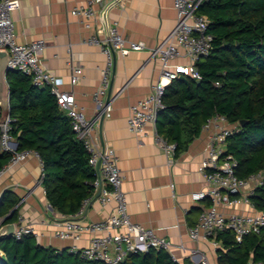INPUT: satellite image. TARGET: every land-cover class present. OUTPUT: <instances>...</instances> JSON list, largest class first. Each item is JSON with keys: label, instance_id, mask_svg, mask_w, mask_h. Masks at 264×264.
Here are the masks:
<instances>
[{"label": "built area", "instance_id": "obj_1", "mask_svg": "<svg viewBox=\"0 0 264 264\" xmlns=\"http://www.w3.org/2000/svg\"><path fill=\"white\" fill-rule=\"evenodd\" d=\"M206 0H174L176 11V25L163 43L149 50L151 59L160 65V79L152 84L150 94L138 101L130 108L128 128L138 137L147 135V127H154L153 137L156 145L168 154L174 155L175 145L165 141L156 130V120L159 111L165 108L164 94L166 87L181 77L200 81L202 76L197 63L207 57L212 50L213 36L208 28L210 20L198 14L199 8ZM21 0H0V51L8 53V67L31 79L35 87H49L56 97L62 111L71 119L72 129L89 154V165L95 173L92 195L83 201L82 207L73 216L55 221V238L67 241H78L85 233L92 234L89 246L72 252H79L81 257L89 261L104 264H121L129 254L146 253L150 249L172 254L173 244L170 240L159 236L152 228L143 227L131 222L126 195L122 189L124 175L119 167L115 151L104 148L96 134L95 123L86 118L77 104L73 92L61 89V80L54 75L42 62L41 54L45 49L44 40L31 43H20L15 32L11 13L18 9ZM127 0H84L75 6L70 14L80 19L86 29L95 26L98 20V7L106 9L122 8ZM86 43L97 46L106 56V66L102 69L101 85L93 95L100 117L105 109L104 97L107 95L115 63V53L128 56L131 52L146 49L143 43H136L124 39L116 22L105 26L104 33L90 36ZM71 53V50L69 49ZM187 59V64H178L179 59ZM71 70V85L79 84L83 77V68L73 62H68ZM237 129V125L230 124L227 118L217 114L210 118L202 131L210 132L204 158L199 166V173L204 179L205 189L191 195L194 202L209 201V206L201 210L198 222L188 229V237L193 242H209L214 249L220 247L216 237L220 233L231 231L235 240L241 243L246 236L259 235L264 230V211H258L252 204L251 197L256 189L264 185V169L240 179L235 174L236 161L227 154L226 140ZM12 119L6 115L0 120V153H10L8 164L0 171V175L7 168L21 164L31 157L39 160L41 177L43 163L39 154L32 150L18 151V144L12 136ZM99 196L96 197L97 193ZM103 206L114 202L115 207L108 219L98 223L84 225L80 218L84 217L88 207L94 201ZM243 208V210H239ZM48 210H53L47 205ZM234 211L229 212L227 211ZM39 234L31 225L16 227L13 237L17 240L23 236ZM181 248L184 249L183 246ZM0 251V258L3 257ZM192 261L198 264H210L208 258L199 251L190 253ZM248 264H262L249 262Z\"/></svg>", "mask_w": 264, "mask_h": 264}, {"label": "crops", "instance_id": "obj_2", "mask_svg": "<svg viewBox=\"0 0 264 264\" xmlns=\"http://www.w3.org/2000/svg\"><path fill=\"white\" fill-rule=\"evenodd\" d=\"M83 1L21 0L19 8L11 13L18 41L23 44L45 41L40 57L42 62L61 80L63 91L73 92L86 118L95 123L102 147L115 151L125 178L122 189L131 222L152 228L159 236L170 240L172 254L179 264L185 260L198 264L190 258L193 250L205 255L210 264H218L217 249L211 243L193 242L188 237V229L198 222L202 208L209 206L208 200L194 202L191 195L205 189L198 169L210 132L202 131L176 158L156 145L152 125L147 127V135L143 137L134 135L128 128L131 106L147 97L152 84L160 79V65L151 59L149 50L161 45L174 29L177 18L174 0H127L122 8L112 9L100 6L97 23L91 29H86L80 19L70 14ZM114 22L124 39L143 43L146 49L131 52L125 57L115 53L111 100L101 123L93 95L101 85L106 56L99 47L88 45L86 40L96 33L102 36L105 26ZM71 60L83 68V77L76 86L70 82L72 70L68 62ZM176 62L185 65L187 59ZM8 107L7 102L0 104L1 113L4 111L5 116L8 115ZM41 173L39 160L31 157L7 168L0 175V197L4 192L12 191L20 198L16 227L31 225L39 234L37 243L44 247L63 250L89 246L93 237L89 233L83 234L78 241L55 238L54 223L63 216L47 209L48 201L40 182ZM114 207V202L103 206L96 200L80 221L84 225L105 221Z\"/></svg>", "mask_w": 264, "mask_h": 264}, {"label": "trees", "instance_id": "obj_3", "mask_svg": "<svg viewBox=\"0 0 264 264\" xmlns=\"http://www.w3.org/2000/svg\"><path fill=\"white\" fill-rule=\"evenodd\" d=\"M210 20L211 53L197 63L199 83L188 79L172 81L165 90V108L156 120L157 133L175 145L174 157L184 153L202 132L205 123L223 115L237 129L226 140L227 154L236 161L240 179L264 169V0H206L198 10ZM8 115L18 151L32 150L43 163L41 184L50 207L58 214L73 216L93 193L95 173L89 154L72 129L51 89L35 87L31 79L10 70ZM0 109V120H1ZM244 125L241 126V122ZM11 154L0 153V171ZM264 211V185L251 197ZM20 198L12 191L0 197V219H19ZM218 264H264V230L236 242L231 231L216 237ZM0 264H104L89 261L79 252L58 250L37 243L32 235L17 240L0 239ZM121 264H179L168 252L150 249L132 254ZM183 264H191L185 260Z\"/></svg>", "mask_w": 264, "mask_h": 264}, {"label": "water", "instance_id": "obj_4", "mask_svg": "<svg viewBox=\"0 0 264 264\" xmlns=\"http://www.w3.org/2000/svg\"><path fill=\"white\" fill-rule=\"evenodd\" d=\"M11 69L8 67V53L6 51H0V104L7 102L9 104V87L7 84V74ZM180 80L184 81L185 83H188V79L185 77H181ZM200 81H196V83H199ZM110 97H111V88L109 89L108 97L105 102V109L108 108L110 105ZM105 118V110L102 111L100 122L102 123ZM241 126L244 125V122L242 121ZM100 140L103 143V136L102 131H100ZM100 192L97 193L96 197H98ZM11 218L10 215H7L4 219H1L0 221V239L1 238H11L15 231H16V224L15 223H5V221L9 220ZM132 256V254H129V257Z\"/></svg>", "mask_w": 264, "mask_h": 264}, {"label": "rangeland", "instance_id": "obj_5", "mask_svg": "<svg viewBox=\"0 0 264 264\" xmlns=\"http://www.w3.org/2000/svg\"><path fill=\"white\" fill-rule=\"evenodd\" d=\"M5 117V113L4 111L2 112V115H1V120Z\"/></svg>", "mask_w": 264, "mask_h": 264}]
</instances>
